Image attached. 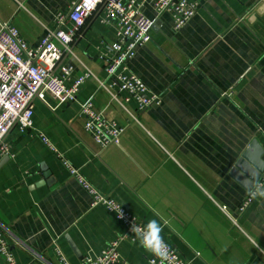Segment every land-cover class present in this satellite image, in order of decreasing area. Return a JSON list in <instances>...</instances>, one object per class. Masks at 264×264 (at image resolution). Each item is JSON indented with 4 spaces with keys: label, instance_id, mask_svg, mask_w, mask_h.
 <instances>
[{
    "label": "crops",
    "instance_id": "crops-1",
    "mask_svg": "<svg viewBox=\"0 0 264 264\" xmlns=\"http://www.w3.org/2000/svg\"><path fill=\"white\" fill-rule=\"evenodd\" d=\"M76 0H0V29L9 23L31 48L57 29L59 14ZM141 1V0H140ZM197 14L180 30L170 13L157 18L151 42L129 61L160 105L139 113L102 88V55L116 41L114 27L95 14L60 63L71 85L90 73L76 101L59 105L49 94L34 101L32 130L12 129L0 155V230L18 264H70L96 258L124 232L123 225L70 175L40 134L100 194L136 215L191 264H264V186L245 212L258 182L234 171L250 145L264 150V0H192ZM60 74V69L57 70ZM125 128L119 145L101 149L84 128L81 107ZM264 162V154L261 158ZM250 170L256 168L247 164ZM248 172V171H247ZM47 175V177H45ZM129 264H149L138 241H123Z\"/></svg>",
    "mask_w": 264,
    "mask_h": 264
},
{
    "label": "built area",
    "instance_id": "built-area-1",
    "mask_svg": "<svg viewBox=\"0 0 264 264\" xmlns=\"http://www.w3.org/2000/svg\"><path fill=\"white\" fill-rule=\"evenodd\" d=\"M150 7L157 18L170 13L175 30L183 28L199 9L192 0H76L71 4L68 14H59L55 22L57 29L50 31L36 48L29 47L19 32L9 23L0 29V155H9L4 143L9 132L18 127L22 134L32 130L34 101L43 100L45 94L51 95L59 105L76 101L81 87L91 76L90 73L76 79L71 85L72 68L61 67L64 57L71 53L72 46L81 36L87 22L98 12L103 14L101 23L112 26L116 32V41L107 53L102 55L107 82L102 88L116 87L115 100L121 97L124 103L134 102L139 113L160 105L157 95L149 93L146 84L129 69V61L137 50L151 42V32L156 20L146 16ZM60 69V74L57 70ZM85 131L95 143L106 149L119 145L125 128L108 120L96 112L91 100L81 107ZM42 141L63 162L71 176L75 177L92 197V207H103L124 227V232L109 243L96 258H85L80 264H129L119 252L120 244L125 240L141 242L151 253L149 264H191L181 257L178 251L161 236V231H149L140 219L130 210L113 199L100 194L84 178L80 169L71 165L40 134ZM264 186V177L249 193L242 203L241 212H245ZM60 264H70L59 246H54ZM0 264H18L13 256L11 245L0 230Z\"/></svg>",
    "mask_w": 264,
    "mask_h": 264
},
{
    "label": "water",
    "instance_id": "water-1",
    "mask_svg": "<svg viewBox=\"0 0 264 264\" xmlns=\"http://www.w3.org/2000/svg\"><path fill=\"white\" fill-rule=\"evenodd\" d=\"M264 154V150L261 148L260 144L257 141H254L249 149L246 151L244 154L243 158L240 160L238 165L236 166V169L234 171V174L236 175V178H239V181L242 182V177L239 174V170L246 172L250 179L251 182L249 183H244V186L249 189L255 183L260 174L264 171V162L261 160L262 156ZM9 157H5L4 161L8 160ZM248 163H250L252 166L256 168V171L250 170L248 167ZM248 171V172H247ZM47 177V175L45 176Z\"/></svg>",
    "mask_w": 264,
    "mask_h": 264
}]
</instances>
